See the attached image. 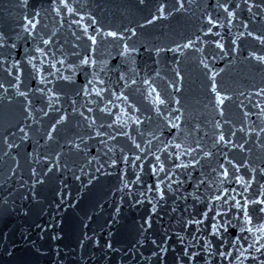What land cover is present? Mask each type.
<instances>
[{
  "label": "water",
  "instance_id": "obj_1",
  "mask_svg": "<svg viewBox=\"0 0 264 264\" xmlns=\"http://www.w3.org/2000/svg\"><path fill=\"white\" fill-rule=\"evenodd\" d=\"M65 3L0 0V264H179L264 128V0Z\"/></svg>",
  "mask_w": 264,
  "mask_h": 264
},
{
  "label": "snow or ice",
  "instance_id": "obj_2",
  "mask_svg": "<svg viewBox=\"0 0 264 264\" xmlns=\"http://www.w3.org/2000/svg\"><path fill=\"white\" fill-rule=\"evenodd\" d=\"M53 3H55V0H53ZM60 3H61V4H64L65 7H67V5H66V3H65V0H60ZM217 7H224V8H226V7H228V5H226V4H224V5H217ZM72 10H73V9H69V11H72ZM229 15H232V13H229ZM25 19H27V17H25ZM153 19H156V17H153ZM207 19H209V22H210L211 24H216V23L218 22L216 19H212V18H210V17H208ZM30 22H31V23H34V21H30ZM98 30H99V29H98ZM207 30H208L209 32L212 31L211 28H208ZM126 31H127V30H126ZM85 35H86V33H85ZM107 35L112 36V37H117V36L121 35V33L117 32V31H108V32H107ZM96 39H97V38H96L95 36H91V37H89V40H90L91 43H93V44L96 43ZM0 42H2V41H0ZM43 43H44V44H47V43H49V41H48V40H44ZM214 43L218 44L221 48L224 47L223 44H220V42H219L218 40H217V41H214ZM184 46H185V47H190V46H191V42L189 41V43L186 44V45H184ZM174 48L179 49V45H174ZM36 51H37V52H42V49H40V48H36ZM156 51L159 52V51H161V50H160V49H156ZM73 55H75V53H73ZM225 55H227V53H225ZM250 55L255 56V53H250ZM257 59L264 60V56L257 57ZM16 63L19 64V61H17ZM80 63H81V64H88V63H89V58H88L87 56H84L83 59L80 60ZM53 67H54V65H53ZM69 67H73V66L70 65ZM176 75L179 76L180 73L177 72ZM212 75H215V72H213ZM120 78L123 79V78H124V74H121V77H120ZM94 79H95V77H94ZM58 80H60L61 82H63V81H68V82H70V83H71V82H74V81H73V77H72L71 74H69V75H67V76H64V77H59ZM46 83H47V82H46ZM89 83H91V81H89ZM101 83H105V82H104V81H101ZM145 83H147V81H145ZM210 86H211L213 92L215 93V99H216L217 101H220V103H223L224 101L221 100V92H220V91H217V85H216L215 83H211V82H210ZM0 87H3V84H0ZM82 87H83V89H87L88 84L86 83V84H84ZM37 91H42V90H41V89H37ZM93 91L96 92L97 97H98V99H97V101H96V104L99 106V115H98L96 118H101V117H103L104 113H111L112 109L107 107V103H111V101L105 102L104 100L99 99L100 95H101L102 93L105 92V89H104V88H94ZM60 94H63V93H60ZM77 94H78V93H77ZM261 94L264 95V92H262ZM20 95H21V96H24V93H20ZM55 95H57V93H56V92H53V96H55ZM120 95L123 96L124 93L121 92ZM9 99H11V97H9ZM125 99L127 100L128 98L125 97ZM157 102H158L159 104H161V105H164V104H165V100H164V99H161V98H159V97H157ZM73 111H75V109H73ZM88 111H89V112H92V109L89 108ZM156 111L159 112L160 109L157 108ZM60 119H61V120H64L65 117H64V116H61ZM88 119H89V120H92V119H94V118L91 117V116H89ZM109 119H110V117H109ZM132 119H134L135 122H136L137 124L140 123V119H137L136 117H132ZM177 124H179V120H177ZM52 127L55 128L56 125L53 124ZM216 127H219V124H217ZM117 134H118V135H126V133H123V132H121V133H117ZM50 135H51V133H49V136H50ZM85 138L87 139V137H85ZM219 139H220V140H224V136L221 135V136L219 137ZM225 142H226V143H229L228 141H225ZM137 147H138V145H137ZM177 147H179V145H177ZM199 147H200V145L197 144V148H199ZM188 151L191 152L192 149L189 148ZM204 155H209V153H204ZM45 159H47V157H45ZM224 159L227 160L228 157L225 156ZM116 162H117L116 160H112V163H113V164H115ZM230 162H231V161H230ZM192 163L195 164V163H197V161L194 159V160H192ZM246 163H247V161H245V164H246ZM173 166H174V167H179L178 165H173ZM160 167L163 168L164 165L161 164ZM219 167H220V169H222V171H221V173H220L221 176H223V177L226 178V177L229 175V172L227 171V169H225V166H224L223 164H221ZM152 171H155V168H153ZM260 171L264 172V169H260ZM170 174H171V173H169V175H170ZM234 179L236 180L237 183H243L242 179H241L239 176L234 177ZM157 183H159V181H157ZM156 190L159 191V189H156ZM214 199H218V197H214ZM225 203H227V202L225 201ZM249 203H253V204L255 205V207L252 208V209H248V212H247V213L245 214V216H244V219H245V220H250V219H252V218H253V215H256V216L264 215V207H260V205H264V199H259V198H258V202H249ZM236 208L241 209V211H244V210H245V206H244V205H241V204H239V203L236 204ZM222 210H223V211H226V209H222ZM153 211H155V209H153ZM220 227H223V225H221ZM212 229H213V232H217V231H218V228H217V226H216L215 224L212 225ZM221 255H223V253H221Z\"/></svg>",
  "mask_w": 264,
  "mask_h": 264
}]
</instances>
